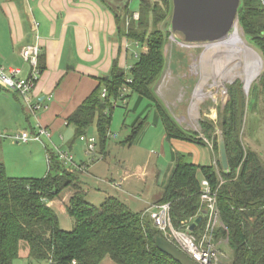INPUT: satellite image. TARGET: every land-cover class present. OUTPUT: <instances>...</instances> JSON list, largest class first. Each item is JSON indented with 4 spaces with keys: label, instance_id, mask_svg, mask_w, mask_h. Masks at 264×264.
Segmentation results:
<instances>
[{
    "label": "trees",
    "instance_id": "trees-1",
    "mask_svg": "<svg viewBox=\"0 0 264 264\" xmlns=\"http://www.w3.org/2000/svg\"><path fill=\"white\" fill-rule=\"evenodd\" d=\"M96 2L113 14L118 37H125L139 48L145 47L146 52L138 55L127 73L117 60L113 61L108 77L99 79L97 87L66 119V124L74 129V138L85 137L95 124L98 154L104 158L113 104L137 94L151 102L165 140L204 143L198 134L178 125L154 93L166 65L164 46L171 35L172 1L139 0L137 19H133L134 13L126 3L118 10L104 0ZM237 18L246 41L260 54L263 69L246 97L238 81L227 88L229 99L218 114L216 126L210 121L201 123L215 163L208 166L188 163L177 153L168 183L155 204L169 203L172 223L179 227L182 221L202 215L199 182L207 179L217 188L220 221L225 228L215 230L214 240L226 241L231 251L221 264H264V158L246 147L240 135L246 109L251 107L252 112H257L259 106L264 108L261 0H239ZM42 70L38 63V76ZM103 90L105 96L101 97ZM146 122L147 117L138 119L121 145L132 147ZM215 127L224 140L227 170H223L219 160L218 137L215 140L211 135ZM48 162L44 178L8 177L0 164V264H13L22 249L29 260L45 264H100L106 257L113 264H178L156 248L153 238L161 234L151 220L142 217V212L133 211L112 196L105 198L99 207L91 205L82 188L81 170L65 165L52 150H48ZM63 192H70L65 206L73 220L70 231L60 227L56 212L48 206ZM204 225L202 219L193 233L201 232Z\"/></svg>",
    "mask_w": 264,
    "mask_h": 264
},
{
    "label": "rangeland",
    "instance_id": "rangeland-1",
    "mask_svg": "<svg viewBox=\"0 0 264 264\" xmlns=\"http://www.w3.org/2000/svg\"><path fill=\"white\" fill-rule=\"evenodd\" d=\"M104 1L118 10H121L124 3L128 4V10L131 12L137 11L139 7V0ZM238 31V35L243 42L241 46L234 44L226 48V45L220 44H190L186 43L179 33H171L164 46L166 65L159 81L154 86V93L176 123L184 130L198 134L205 144H193L183 141L168 142L165 140L161 123L159 121L156 125L151 123L155 116L151 102L139 97L137 94H132L125 100H119L113 104L114 108L111 113V124L108 133L110 137L106 141L105 148L108 155L105 160H100L101 155L98 154L99 147L95 124L89 127L85 135L86 139H95V149L92 154L88 155L86 153V143H81L79 139H75L74 132L68 137L61 136L63 139L72 141L73 146L72 151L67 147L63 151L71 155L77 165L84 163L88 167V173L81 176L82 188L87 192L86 201L88 203L99 207L104 202V199L100 201L104 195L96 194L98 193L97 186L100 184L96 185L97 175L95 173H101L102 178L112 173L113 179L117 180L114 173L121 174L122 169L127 166V169L131 167L134 169L139 165L141 168L146 160L148 171L159 172L158 184L159 187H162L168 183L173 170L174 149L185 157L186 162L194 164L198 159L197 163L202 166L215 163L211 144L203 137L201 123L210 121L216 126L218 114L229 99L227 88L238 81L246 97L250 86L257 80L263 69L260 54L246 41L240 28ZM9 34L6 20L0 12V46L8 44ZM142 52H146L145 47H143ZM250 62H255V65L248 68ZM256 69L259 70L257 76L246 88V70L255 72ZM18 107L19 109L24 108L21 99ZM144 117H147V122L143 131L148 129L144 137H141V134L135 142L136 144L131 148L121 145L131 133L136 121ZM28 118L32 123L33 118L31 116ZM244 118L245 124L243 128L241 127L240 134L243 143L251 150L257 151L264 158V108L259 106L257 112H252L250 107V110L246 109L243 120ZM248 128H250L249 132ZM214 131L215 133L211 135L217 140L220 132L217 127L214 128ZM17 132L0 135L2 136L0 162L4 165L6 175L16 178H44L48 170L44 149L40 145H30L34 142L16 144V141L12 138L18 134ZM43 142L47 144L44 140ZM37 143L39 142L35 144ZM63 145H66V142ZM92 167H94L93 170H91ZM64 194L65 192L62 193L61 197ZM122 200L125 202V199ZM53 209L57 212L59 225L63 230L70 231L73 220L69 218L66 210L58 206ZM202 219L205 220L203 217ZM218 250L223 255H231V251L227 247L219 246ZM25 253V249H22L20 258L14 261L13 264H45L29 260Z\"/></svg>",
    "mask_w": 264,
    "mask_h": 264
},
{
    "label": "crops",
    "instance_id": "crops-1",
    "mask_svg": "<svg viewBox=\"0 0 264 264\" xmlns=\"http://www.w3.org/2000/svg\"><path fill=\"white\" fill-rule=\"evenodd\" d=\"M0 12L10 32L8 44L0 46V66L18 69L20 77H28L30 67L22 59L21 51L24 47L36 45L39 48L38 63L43 68L31 94L30 101L41 106L34 116L26 112L25 108L19 109V95L0 88V135L17 131L33 135L39 127L44 128L51 143L47 142V147L42 143L29 144L40 145L44 149L48 165V150L58 148L63 151L67 147L72 151V141L62 138L74 132L66 124V119L97 87L98 80L108 77L113 61L117 60L118 66L126 73L138 55L143 53V48L125 37L117 36L113 14L102 8L96 0H1ZM132 13L133 17L137 14L136 11ZM30 116L33 118L32 123L28 118ZM158 121L155 112L151 123L156 125ZM146 132L148 129L141 133V137ZM64 142L66 145H63ZM177 153L174 149L173 163ZM106 156H100V160H105ZM197 162L198 159L194 164L200 165ZM146 164L145 160L141 168L139 165L127 169V166L121 174L114 173L117 180L113 179L112 173L103 178L101 173H95L96 185L100 184L96 194L104 195L100 201L117 196L121 201L125 199L135 212H143L149 204L157 202L165 184L159 187V172L148 171ZM84 167L83 174H87L88 167L85 164ZM69 197L70 192H65L63 197L49 202L48 206L52 209L58 206L64 210ZM216 244L227 247L225 242L218 241ZM224 257L229 255L224 254ZM100 264L113 263L106 257Z\"/></svg>",
    "mask_w": 264,
    "mask_h": 264
},
{
    "label": "built area",
    "instance_id": "built-area-1",
    "mask_svg": "<svg viewBox=\"0 0 264 264\" xmlns=\"http://www.w3.org/2000/svg\"><path fill=\"white\" fill-rule=\"evenodd\" d=\"M264 6V0H261ZM134 19L138 15H134ZM22 59L29 65L30 73L28 77L22 78L19 76L18 69H6L0 66V88L5 91L13 92L21 98L26 112L34 116L36 110L41 107L39 104H33L31 94L38 78V57L39 48L36 45L24 47L21 51ZM124 92V90H122ZM105 96V90L102 91L101 97ZM18 143L39 142L45 147L43 140L50 142L48 132L39 127L37 133L27 134L18 133L13 138ZM80 141L86 143L87 154H92L95 149V139L80 137ZM52 145V144H51ZM57 155L58 160L65 165H72L77 170L85 173V167L76 165L73 157L58 148H52ZM200 186V211H202L203 218H205V225L201 232L194 234L190 231V226L195 222V216L188 220L181 222L179 227H175L171 219V209L169 203L163 204H149L148 207L141 213L142 217H147L152 222V226L161 234V237L174 245L180 252L186 255L195 264H221L224 255L218 250V241L214 240V232L218 228H224L220 221V213L217 205V188H213L207 179L202 178L199 182ZM197 227V226H196ZM195 227V228H196ZM225 229V228H224ZM225 242L226 241H220ZM227 245V243H226Z\"/></svg>",
    "mask_w": 264,
    "mask_h": 264
},
{
    "label": "water",
    "instance_id": "water-1",
    "mask_svg": "<svg viewBox=\"0 0 264 264\" xmlns=\"http://www.w3.org/2000/svg\"><path fill=\"white\" fill-rule=\"evenodd\" d=\"M172 13L170 31L179 33L186 43H216L226 39L234 26L238 24L237 10L239 0H171ZM243 33V32H242ZM219 160L223 170L228 162L221 133L218 137ZM202 221L196 218L190 226L193 231ZM156 248L178 264H195L174 245L162 237L153 238Z\"/></svg>",
    "mask_w": 264,
    "mask_h": 264
},
{
    "label": "bare ground",
    "instance_id": "bare-ground-1",
    "mask_svg": "<svg viewBox=\"0 0 264 264\" xmlns=\"http://www.w3.org/2000/svg\"><path fill=\"white\" fill-rule=\"evenodd\" d=\"M238 32H239L238 31V27L234 26V28L232 29L230 35L226 39H224L222 41H219V42H216V43H211L210 45H219V44L220 45H226V48H227V46L230 47L231 45H234V44L238 45V46H241L243 42L241 41V39H240V37L238 35ZM232 49H233V47H232ZM252 65H255V62H252V63L250 62V65H249L248 68H250V66H252ZM258 71H259L258 69H256L255 72H249L248 70H246V74H247L246 88L248 86H250V82L253 81V79L257 76Z\"/></svg>",
    "mask_w": 264,
    "mask_h": 264
}]
</instances>
